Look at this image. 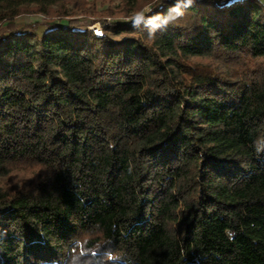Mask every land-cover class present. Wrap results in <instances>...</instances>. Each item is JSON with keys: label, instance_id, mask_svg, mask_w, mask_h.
Here are the masks:
<instances>
[{"label": "trees", "instance_id": "1", "mask_svg": "<svg viewBox=\"0 0 264 264\" xmlns=\"http://www.w3.org/2000/svg\"><path fill=\"white\" fill-rule=\"evenodd\" d=\"M82 1L0 0V264H264V0Z\"/></svg>", "mask_w": 264, "mask_h": 264}, {"label": "rangeland", "instance_id": "2", "mask_svg": "<svg viewBox=\"0 0 264 264\" xmlns=\"http://www.w3.org/2000/svg\"><path fill=\"white\" fill-rule=\"evenodd\" d=\"M153 1L154 0H126V2L125 0H83L82 2H80V5L75 2H69V4H67V8L68 13L72 16L82 15L83 11H85V13L87 12V14H91V12L95 11L96 13H99L95 17L103 18V13H108L110 11L111 14H105L108 19H127V16H125L126 13L131 17L136 15L140 11H148ZM21 18L27 22L40 19H50L47 16L37 14L35 11L26 13ZM92 26L101 25L99 22H96ZM30 179L31 176L28 174H25L23 172H13L0 179V186L8 189L16 188L18 186L26 184Z\"/></svg>", "mask_w": 264, "mask_h": 264}, {"label": "built area", "instance_id": "3", "mask_svg": "<svg viewBox=\"0 0 264 264\" xmlns=\"http://www.w3.org/2000/svg\"><path fill=\"white\" fill-rule=\"evenodd\" d=\"M89 29L92 31L95 38H102L104 35L102 26H91Z\"/></svg>", "mask_w": 264, "mask_h": 264}, {"label": "clouds", "instance_id": "4", "mask_svg": "<svg viewBox=\"0 0 264 264\" xmlns=\"http://www.w3.org/2000/svg\"><path fill=\"white\" fill-rule=\"evenodd\" d=\"M195 2V0H183V3L186 5V6H191L193 5Z\"/></svg>", "mask_w": 264, "mask_h": 264}]
</instances>
